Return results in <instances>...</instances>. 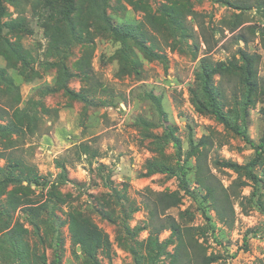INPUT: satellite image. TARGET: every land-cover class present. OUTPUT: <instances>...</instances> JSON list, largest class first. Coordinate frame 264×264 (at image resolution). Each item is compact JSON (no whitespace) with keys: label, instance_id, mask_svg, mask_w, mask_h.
<instances>
[{"label":"rangeland","instance_id":"1","mask_svg":"<svg viewBox=\"0 0 264 264\" xmlns=\"http://www.w3.org/2000/svg\"><path fill=\"white\" fill-rule=\"evenodd\" d=\"M90 2L74 1L72 20L79 39L70 47L60 44L57 51L54 31L67 32L60 0H30L22 6L3 0V22L18 26L20 18H26L21 28L5 27L2 37L19 47L27 61L14 58L1 41L0 67L18 84L20 106L29 99L38 102L41 124L33 136H13L19 146L25 142L20 153L37 170L40 184L23 181L5 190H13L23 206L38 205L55 190L65 199L57 208L61 220L65 221L69 212L89 216L112 242L110 256L100 254L99 264H136L133 246L143 247L144 254L151 257L145 244L148 204L152 206L151 200L161 192H176L181 197L179 205L167 214L182 226L199 231L207 255L216 258L205 264H264V164L253 168L258 183L246 170L217 165V160L246 165L256 149L195 103L197 96L203 98L196 80L205 57L230 63V78L223 75V85L230 92L235 88L240 97L247 90L238 69L241 48L260 55L258 79L264 77V0H111L110 21L135 28L136 39L129 38L127 43L101 27L89 11ZM240 35L247 41L239 40ZM64 64L70 75L68 89L84 94L88 102L67 89L45 92L48 86H56ZM220 79L217 76L215 83ZM148 93L161 97L168 123L177 127L181 157L172 143H160L163 122ZM250 100L248 134L258 144L264 139L261 84ZM140 118L154 125L146 127ZM82 142L99 155L79 156L76 148ZM199 154L206 158L212 181L231 198L234 213H230V221L219 220L197 183ZM149 160L169 166H176L178 160L185 163L190 192L182 189L177 175L149 173ZM59 162L66 165L67 172H62ZM4 164L0 160V166ZM64 175L71 181H63ZM5 198L0 195V202ZM5 210L0 208L5 223L19 221L29 229V264H92L72 243L66 224L57 247L58 262L54 241L37 233L23 208ZM101 211L109 213L110 219ZM158 222L154 220L153 226ZM139 226L144 229L138 230ZM170 236L171 232L164 230L160 240ZM176 243L175 237L157 264H176ZM3 250L0 247V264H17Z\"/></svg>","mask_w":264,"mask_h":264},{"label":"trees","instance_id":"2","mask_svg":"<svg viewBox=\"0 0 264 264\" xmlns=\"http://www.w3.org/2000/svg\"><path fill=\"white\" fill-rule=\"evenodd\" d=\"M16 5H24L30 0H10ZM36 1V0H32ZM75 0H60L63 12V26L67 32L54 31L56 42L54 48L59 51V45L65 44L67 47L72 46L78 41L75 25L72 20ZM111 0H91L89 11L95 20L101 23V27L113 33L119 40L124 43L128 42L129 38L136 39L134 27L131 24H114L108 17V8ZM21 8V7H20ZM6 14V6L3 0H0V42L4 41L7 49L14 58L21 61H27V55L24 54L19 47L14 45L10 40L3 38V29L8 27L15 29L22 27L26 23V18L21 17L19 25L3 22L2 16ZM256 33V28L252 27ZM239 40L247 41L245 36L240 35ZM264 48V35L262 39ZM240 61L238 66L241 78L247 86L244 94L239 96V93L234 88L230 92L223 85V75L230 78V70L233 68L228 62H216L210 58H203L202 70L199 72L196 86L202 93L203 98L197 96L195 103L201 108L213 113L216 118L221 121L227 128L241 135L251 146L256 149L255 156L246 164L241 165L231 160H217L216 164L222 167H227L235 171L241 169L246 170V175L254 182L258 183L260 178L254 173L253 168L264 164V139L256 144L248 134V109L253 90L260 84L264 89V77L258 79V65L260 55L250 52L247 49H240ZM67 66L64 64L60 70L55 85L45 88V92L54 91L57 89H67L73 96L78 97L84 102H88V98L80 93L69 90L67 80L69 78ZM221 76L218 84L215 83V78ZM230 81V80H228ZM195 94V92H193ZM147 97L154 102L160 119L163 122V133L159 136L160 143H172L176 148L177 153L181 157L182 140L177 135V127L168 123L167 112L163 106L160 96L153 93H148ZM207 98L209 101H207ZM239 98H241L239 100ZM21 94L18 84L15 83L13 77L5 73L4 68L0 67V160H4V166H0V195H6L5 201L0 202V208L5 207L7 213L15 211L18 208H23L28 217L30 224L36 229L37 233H45L54 241L56 257L59 260L57 247L61 241V228L64 224L67 225L71 235L72 243L78 245L84 252L86 258L92 264H99L100 254L109 257L112 252V242L109 235L103 231L89 216H83L73 212L67 214L65 221L61 220L57 208L65 202L63 196L55 190L48 192L47 198L40 204H27L23 206V200L16 196L13 190H5L11 184H18L23 181H28L29 184H40V176L37 170L28 164L25 158L20 153L21 146L17 144V140L13 136H22L27 134L33 136L40 130V117L38 115V102L29 99L25 106H20ZM240 105V106H239ZM232 107V108H230ZM263 115H264V109ZM141 123L146 124V127L153 126L154 123L140 118ZM264 120V118H263ZM192 144V147L195 145ZM199 143L196 144V146ZM91 146L87 143L77 145L76 152L79 156H98V152L91 151ZM19 152V153H18ZM93 152V154H92ZM205 156L199 154L196 158L195 169L197 183L205 191V199L210 203L220 221H230V215L234 213L233 203L229 194L224 188L216 185L211 177L212 173L206 170ZM58 167L62 172H67L65 164L59 162ZM149 173L165 172L179 177L182 189L189 193V184L187 181V166L181 163V160L176 162V166H169L157 160H149L147 163ZM208 173V174H207ZM63 181H71L67 175L63 176ZM28 184V187L30 186ZM181 201V197L176 192H161L152 199V206L148 204L149 218L148 226L149 236L146 239V247L151 257L144 254L143 247L133 246L131 252L134 255L136 264H157V259L163 255L166 248L173 243L176 237L177 243L175 247L174 257L176 264H205L206 261L212 262L216 258L208 256L203 244L199 241L201 235L199 231H193L194 226H182L180 222L171 215L167 214V210L177 207ZM101 213L110 219V214L104 211ZM231 213V214H230ZM46 217L43 218L42 215ZM162 215V217H160ZM159 219L157 225L153 226V221ZM150 220V221H149ZM138 230L144 229L138 227ZM164 230L171 232L169 239L160 240V233ZM29 229L21 222L16 221L13 225L5 223L0 218V247L4 249V253L11 261L17 264H29L31 256L30 243L27 240ZM141 243H138V245ZM201 261H197V258ZM196 261V262H195ZM45 263V259L44 262Z\"/></svg>","mask_w":264,"mask_h":264}]
</instances>
